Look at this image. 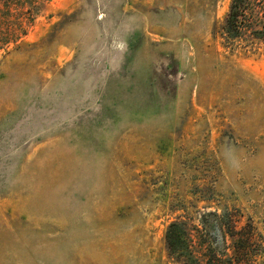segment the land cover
<instances>
[{"label":"rangeland","instance_id":"rangeland-1","mask_svg":"<svg viewBox=\"0 0 264 264\" xmlns=\"http://www.w3.org/2000/svg\"><path fill=\"white\" fill-rule=\"evenodd\" d=\"M231 2L0 0V264H264V38Z\"/></svg>","mask_w":264,"mask_h":264},{"label":"trees","instance_id":"trees-1","mask_svg":"<svg viewBox=\"0 0 264 264\" xmlns=\"http://www.w3.org/2000/svg\"><path fill=\"white\" fill-rule=\"evenodd\" d=\"M255 1L260 3V0H232L228 18L226 21V30L230 34L231 39L239 38L240 35L238 36L237 34L242 30L246 33V35H249V38H264V23L260 24L261 22L255 20V24H253V22L248 25L245 24L250 22L249 18L251 17V14H249L248 12L251 9L252 3ZM180 239L182 238L176 236V234L170 233L167 236V243L170 249H173V246L177 245Z\"/></svg>","mask_w":264,"mask_h":264}]
</instances>
